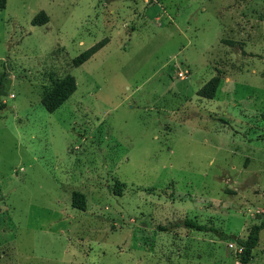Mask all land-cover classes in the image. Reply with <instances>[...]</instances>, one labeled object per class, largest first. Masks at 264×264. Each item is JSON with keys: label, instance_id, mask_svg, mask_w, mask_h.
Here are the masks:
<instances>
[{"label": "rangeland", "instance_id": "rangeland-1", "mask_svg": "<svg viewBox=\"0 0 264 264\" xmlns=\"http://www.w3.org/2000/svg\"><path fill=\"white\" fill-rule=\"evenodd\" d=\"M65 75L76 91L48 113ZM263 213L264 0H5L0 264H239L229 237Z\"/></svg>", "mask_w": 264, "mask_h": 264}, {"label": "trees", "instance_id": "trees-1", "mask_svg": "<svg viewBox=\"0 0 264 264\" xmlns=\"http://www.w3.org/2000/svg\"><path fill=\"white\" fill-rule=\"evenodd\" d=\"M5 0H0V9L4 8ZM48 22L47 16L44 12H39L36 14L31 24L33 26H41ZM109 40L107 38L97 42L90 48L86 49L82 53H80L77 57L72 60L73 67H79L85 62H87L92 56H94L98 51H100L106 44H108ZM228 44L233 45L235 42L228 41ZM219 86L218 79L212 78L207 83H205L197 92V95L200 98L212 100L215 97ZM77 85L75 78L71 75H65L62 79L57 80L50 89L46 90L43 94L41 104L43 108L48 113L55 112L64 102H66L72 94L76 91ZM116 194H120V189H116ZM71 206L72 208L78 209L80 211H85L86 203L84 196L79 192H74L71 198ZM182 225L185 228H190L195 231H210L216 234L219 238H228L223 233L219 232L217 229L213 227H205L203 225H199L192 220H184ZM264 229V213L263 219L259 224H254L251 226L246 239H239L235 236L229 237V239L235 241V243L241 247L242 252L239 256V264H250L252 251L256 248L259 242V234Z\"/></svg>", "mask_w": 264, "mask_h": 264}, {"label": "built area", "instance_id": "built-area-1", "mask_svg": "<svg viewBox=\"0 0 264 264\" xmlns=\"http://www.w3.org/2000/svg\"><path fill=\"white\" fill-rule=\"evenodd\" d=\"M178 75H179V77H181V78L184 77V76H183V73H179Z\"/></svg>", "mask_w": 264, "mask_h": 264}]
</instances>
